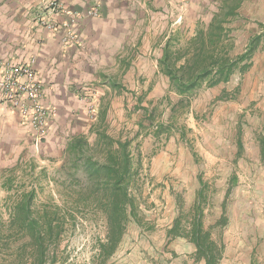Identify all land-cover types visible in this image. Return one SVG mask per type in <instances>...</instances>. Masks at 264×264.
<instances>
[{
    "label": "rangeland",
    "instance_id": "rangeland-1",
    "mask_svg": "<svg viewBox=\"0 0 264 264\" xmlns=\"http://www.w3.org/2000/svg\"><path fill=\"white\" fill-rule=\"evenodd\" d=\"M217 2L197 0L192 10L194 18L207 23L216 11ZM261 24L264 25V0H245L239 9V17L230 24L234 40L233 55L245 51L250 37L260 32ZM262 47L252 57L244 75L232 77L227 86L231 97L216 101L221 91L225 90L222 86L202 90L192 101L190 110L177 115V125L185 126L188 130L183 141L175 134H171L166 142H157L155 146L150 137L138 139L139 211L144 226L129 224L119 250L108 264H195L185 252L174 254L172 251L175 245L185 242H169L165 238L167 229L177 215L174 197L180 195L185 207H188L199 188L200 178L207 185L209 206L205 211V225H212L221 216L226 183L233 175L236 183L225 202V215L229 223L224 229L214 231L215 239L225 245L227 261L222 264H248L249 261L250 264H264V161L260 157L258 142V136L264 135V39ZM151 58L154 59L153 56ZM155 77L151 82L139 76H134L133 80L122 78L120 83L125 92L101 96L104 100L99 99L100 94L93 90L92 102H88L85 109L88 126L85 131L80 128L81 133L77 131L76 134L87 135L89 126L96 121L99 108L108 106L106 124L109 133L123 139L132 138L138 119L131 111L135 97L157 83L162 87L163 95L167 92L168 81H162L158 75ZM237 87L239 91L234 94ZM240 92L242 97L239 96ZM170 99L175 102L177 97L171 94ZM168 115L169 111L166 110L163 118L166 119ZM236 123H241L242 127V152L239 157L236 156L239 138ZM22 129L24 139L18 146L20 158L16 162L12 157L7 158L0 165V204L6 196L2 183L10 172L15 175L14 190L38 186L43 190L41 199L48 193L56 196L58 190L51 179L61 165V158L49 159L43 153L49 137L42 145L35 146L26 129ZM66 135L60 133L63 143L72 136ZM88 138L92 143L94 137ZM133 157L135 162L136 152H133ZM10 168L14 170L5 172ZM41 170H45L47 175L40 176ZM100 230V222L96 225L82 220L73 233H67L61 243V249L66 248L69 255L67 264H89L92 240ZM253 247H257V250H252Z\"/></svg>",
    "mask_w": 264,
    "mask_h": 264
},
{
    "label": "trees",
    "instance_id": "trees-1",
    "mask_svg": "<svg viewBox=\"0 0 264 264\" xmlns=\"http://www.w3.org/2000/svg\"><path fill=\"white\" fill-rule=\"evenodd\" d=\"M244 1L218 0L209 21L196 20L190 36L178 29L163 37L161 56L156 64L158 73L168 80L166 94L156 103L146 98L150 88L135 97L131 111L138 116L137 130L130 139L109 133L108 106L100 107L87 135H73L64 145L61 165L51 179L58 187L56 196L48 193L41 199L42 188L32 185L28 190H14L15 175L10 172L2 183L6 196L0 204V264H67L69 255L66 248L61 249L62 240L68 232L73 233L82 220L96 225L101 223V230L92 240L89 264H108L119 250L129 224L143 228L139 211L138 139L150 137L155 146L175 134L183 141L188 130L177 125V115L190 110L200 91L228 84L235 75H244L253 55L263 48L264 39V25L261 24L260 32L250 37L245 51L233 55L230 24L239 17ZM108 87L115 95L125 92L116 80L109 81ZM238 91L239 87L234 94ZM171 94L177 97L175 102L171 101ZM229 97L230 94L223 90L216 101ZM166 110L169 115L164 119ZM240 132L238 129V136ZM88 136L94 137L92 143ZM258 142L264 161V135L258 136ZM133 152H136L135 162ZM241 152L242 145L237 140L236 156ZM11 170L14 168L5 172ZM46 175L45 170L40 171V176ZM198 183L199 188L188 207L180 195L174 197L177 215L166 231V238H180L191 244L196 263L219 264L224 246L215 239L214 231L223 229L228 223L225 202L235 186L236 177L227 180L221 216L208 226L205 225V211L209 206L207 185L200 178Z\"/></svg>",
    "mask_w": 264,
    "mask_h": 264
},
{
    "label": "crops",
    "instance_id": "crops-1",
    "mask_svg": "<svg viewBox=\"0 0 264 264\" xmlns=\"http://www.w3.org/2000/svg\"><path fill=\"white\" fill-rule=\"evenodd\" d=\"M47 1L0 0V63L5 60L24 63L34 59L33 68L43 83V103L57 113L43 153L49 159H58L65 144L60 133L73 136L77 131L81 133L80 128L86 130L85 109L88 102H92L93 90L104 100L101 96L111 93L115 96L108 87L112 80L120 82L122 78L133 80L134 76H139L151 82L158 75L162 81H168L158 73L156 64L161 56L163 37L178 29L188 36L193 33L196 18L192 10L197 0H61L62 12L47 11ZM92 8L96 16L88 14ZM67 12L77 17L74 25L77 42L73 45L63 43L66 34L63 24L70 21ZM41 18L51 23L54 30L40 26ZM229 83L217 87L222 86L229 92ZM149 88L146 98L155 103L163 96V89L159 83ZM239 96L242 97V92ZM240 125L236 123L237 131H241L238 138L241 142ZM23 139L19 116L0 102V165L10 157L18 161V146ZM166 240L185 242L175 245L174 254L183 251L192 263L204 264L194 262V247L186 240ZM223 246L219 264L227 261ZM252 250L256 251L257 247Z\"/></svg>",
    "mask_w": 264,
    "mask_h": 264
},
{
    "label": "built area",
    "instance_id": "built-area-1",
    "mask_svg": "<svg viewBox=\"0 0 264 264\" xmlns=\"http://www.w3.org/2000/svg\"><path fill=\"white\" fill-rule=\"evenodd\" d=\"M46 10L62 12L64 9L61 0H49L46 2ZM88 14L96 16L95 8L90 9ZM67 15L70 21L63 24L66 30L63 43L73 45L77 42L74 31L77 17L69 12ZM39 24L49 31L54 30V26L44 18L40 19ZM33 63V58L24 63H13L10 60L0 63V102L17 113L31 142L38 146L49 137L51 122L57 113L43 103V83L33 68Z\"/></svg>",
    "mask_w": 264,
    "mask_h": 264
}]
</instances>
